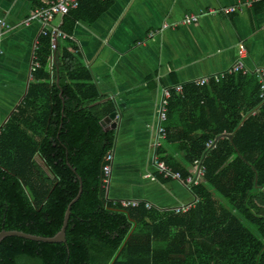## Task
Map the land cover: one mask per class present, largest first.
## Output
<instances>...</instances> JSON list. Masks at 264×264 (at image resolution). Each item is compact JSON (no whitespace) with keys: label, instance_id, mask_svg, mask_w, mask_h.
I'll return each mask as SVG.
<instances>
[{"label":"trees","instance_id":"1","mask_svg":"<svg viewBox=\"0 0 264 264\" xmlns=\"http://www.w3.org/2000/svg\"><path fill=\"white\" fill-rule=\"evenodd\" d=\"M46 37L35 76L55 71L59 48ZM64 62L60 83L39 96L45 102H30V90L0 134V232L55 236L80 190L68 164L81 176L83 193L72 206L65 243L7 236L0 264H264V106L255 78L238 73L172 94L168 138L186 163L203 156L206 166L205 180L194 188L197 205L175 214L107 200L103 166L115 135L104 131L102 116L79 91L77 71ZM222 137L215 150H206Z\"/></svg>","mask_w":264,"mask_h":264},{"label":"crops","instance_id":"2","mask_svg":"<svg viewBox=\"0 0 264 264\" xmlns=\"http://www.w3.org/2000/svg\"><path fill=\"white\" fill-rule=\"evenodd\" d=\"M45 5L44 0H0V21L7 25L0 26L4 35L0 42V133L30 90V102H45L39 96L42 99L53 83H60L67 61L77 71L82 97L93 102L91 107L102 116L100 125L115 135L109 152L114 156L110 181L106 187L102 181L107 200L150 202L151 209L159 212L183 204L196 206L195 187L185 184L196 160L186 163L185 153L177 151L175 140L168 138L167 119L159 117L164 90L196 85L204 77H212L210 84L215 75L216 82L233 76L229 70L244 45V75L255 78L259 96L256 74L264 71V0H85L71 16H56L48 26L39 21L24 26L33 11ZM230 7L237 11H221ZM189 14L198 16L197 23H185ZM55 29L67 36L55 46L59 48L53 55L55 71L48 67L35 76L42 69V39L48 36L53 42ZM66 53L71 60H65ZM111 115L117 117L109 119ZM115 122L117 127H113ZM158 164L182 179L164 177Z\"/></svg>","mask_w":264,"mask_h":264},{"label":"built area","instance_id":"3","mask_svg":"<svg viewBox=\"0 0 264 264\" xmlns=\"http://www.w3.org/2000/svg\"><path fill=\"white\" fill-rule=\"evenodd\" d=\"M44 1L46 2L47 5L36 8L33 11V13L25 20L24 26L26 27L30 26L33 23V21H39V23H42L44 26H48L52 23V21L55 19L56 16H66L69 13H72L73 11L79 9L85 0H44ZM221 11H224L226 13L236 12L237 8L230 7V8H225ZM210 13L211 14L217 13V11L210 10ZM198 19H199L198 16L189 14L186 16L185 23L194 24V23H197ZM0 26L5 27L7 25L6 23H4V21H0ZM7 28L10 30V27H7ZM53 35H55V37L58 40L67 39V36L57 29L53 31ZM3 38H4V35L1 34L0 42ZM151 38H153V35H151L150 39ZM55 39L52 42L53 47H55L54 45ZM246 55H247L246 47L244 45H241L238 51L236 62L232 66V68L229 70L230 74H238V73L247 74V70L245 69V66H244V59L246 58ZM256 75L260 79L259 96H258L260 100L259 104L261 106H264V71L258 70ZM211 79H212L211 76L204 77V78L197 80L195 83L197 86H205L209 84ZM213 79L217 81L218 76L215 75ZM172 92L176 93L177 95H182L184 92V86L175 85L173 86V88H166L164 90V96H163V100H162L160 110H159V117L162 121H166L167 119V114H168ZM259 108L260 106L254 109L250 113V115L252 116L257 115L258 114L257 112H259L258 111ZM160 134L165 136L164 128H160ZM223 139H225V137H222L221 139H216L206 144V150L207 151L215 150L218 147L219 142L222 141ZM113 159H114V156L112 153H109L105 159L106 163L103 166L104 187H106V185L110 181ZM204 161H205V157L204 159L196 160L194 164L195 165L194 169L192 171L193 173L191 172L192 174L186 177L185 184L189 186L190 188L201 184L205 180L206 166L204 164ZM158 167L164 177H172L173 179H177V180L182 179V176L179 173H172L170 169L163 166L162 164H158ZM120 204L123 208H138L141 206L142 203L139 200H123L121 201ZM144 205L148 210L152 208V204L150 202H145ZM194 206H195L194 204H183V205L173 208L172 211L175 214H183V213L190 211Z\"/></svg>","mask_w":264,"mask_h":264},{"label":"water","instance_id":"4","mask_svg":"<svg viewBox=\"0 0 264 264\" xmlns=\"http://www.w3.org/2000/svg\"><path fill=\"white\" fill-rule=\"evenodd\" d=\"M57 42H58V39L56 38L55 39V46L57 45ZM116 117L117 116H115V115H111L109 117V119H115ZM104 123L105 122H103V125H104ZM113 125H115L113 127H117L116 122ZM78 179L80 181V191H79L78 195L71 201V203H69V206H68V208L66 210V213H65L63 226H62L61 230L55 236H53V237H42V236H37V235L26 234V233L21 232V231H6V230H3L2 232H0V244L2 243V241L4 239H6L7 236L21 237V239H25V240L33 241V242H38V243H44V244H61V243H65V230H66V226H67V223H68L69 215H71L72 206L80 199V197L82 195V192H83L82 179H81L80 176H78Z\"/></svg>","mask_w":264,"mask_h":264},{"label":"rangeland","instance_id":"5","mask_svg":"<svg viewBox=\"0 0 264 264\" xmlns=\"http://www.w3.org/2000/svg\"><path fill=\"white\" fill-rule=\"evenodd\" d=\"M41 165H42L43 169H45V171L48 172L47 168L45 166H43V164H41ZM51 177H52V175H51Z\"/></svg>","mask_w":264,"mask_h":264}]
</instances>
